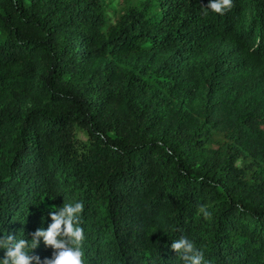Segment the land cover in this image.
Instances as JSON below:
<instances>
[{
	"label": "trees",
	"instance_id": "16d2710c",
	"mask_svg": "<svg viewBox=\"0 0 264 264\" xmlns=\"http://www.w3.org/2000/svg\"><path fill=\"white\" fill-rule=\"evenodd\" d=\"M208 4L0 0V237L82 202L85 264H264V0Z\"/></svg>",
	"mask_w": 264,
	"mask_h": 264
},
{
	"label": "clouds",
	"instance_id": "9594fccd",
	"mask_svg": "<svg viewBox=\"0 0 264 264\" xmlns=\"http://www.w3.org/2000/svg\"><path fill=\"white\" fill-rule=\"evenodd\" d=\"M233 7V0H209L203 6V15L209 10L223 15ZM82 202H65L62 207L50 213L53 221L47 229L39 228L31 234V239L17 238L12 234L0 237V248L6 250L0 264H41L39 256L33 255L43 239L46 246L52 248L53 256L45 258L43 264H85L83 243L86 239L85 230L81 226V214L84 212ZM205 218L210 216L206 206H199ZM171 249L182 257L184 264H206L203 251L196 248L194 242L185 236L174 240Z\"/></svg>",
	"mask_w": 264,
	"mask_h": 264
},
{
	"label": "rangeland",
	"instance_id": "374dc122",
	"mask_svg": "<svg viewBox=\"0 0 264 264\" xmlns=\"http://www.w3.org/2000/svg\"><path fill=\"white\" fill-rule=\"evenodd\" d=\"M112 4L115 6H120L122 4V0H111ZM81 136H84L82 131L78 132Z\"/></svg>",
	"mask_w": 264,
	"mask_h": 264
}]
</instances>
